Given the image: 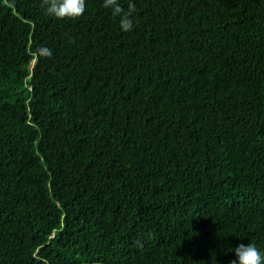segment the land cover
I'll return each mask as SVG.
<instances>
[{
	"label": "trees",
	"instance_id": "obj_1",
	"mask_svg": "<svg viewBox=\"0 0 264 264\" xmlns=\"http://www.w3.org/2000/svg\"><path fill=\"white\" fill-rule=\"evenodd\" d=\"M132 2L0 0V264L264 253V0Z\"/></svg>",
	"mask_w": 264,
	"mask_h": 264
},
{
	"label": "clouds",
	"instance_id": "obj_2",
	"mask_svg": "<svg viewBox=\"0 0 264 264\" xmlns=\"http://www.w3.org/2000/svg\"><path fill=\"white\" fill-rule=\"evenodd\" d=\"M41 7L44 14L56 20H75L83 16L86 11V0H41ZM103 8L110 10L113 17L118 18L119 27L123 32L133 30V16L136 8L132 0H128L127 7L121 3V0H103ZM39 55L44 58H51L52 51L41 47L38 50ZM232 251L236 259L230 264H264V253H262L255 244H239Z\"/></svg>",
	"mask_w": 264,
	"mask_h": 264
}]
</instances>
